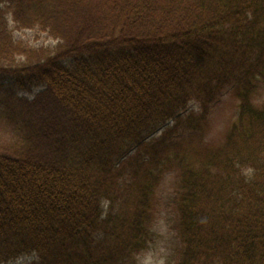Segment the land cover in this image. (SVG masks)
<instances>
[{"label":"trees","instance_id":"16d2710c","mask_svg":"<svg viewBox=\"0 0 264 264\" xmlns=\"http://www.w3.org/2000/svg\"><path fill=\"white\" fill-rule=\"evenodd\" d=\"M161 217L162 264H264V0H0V264H136Z\"/></svg>","mask_w":264,"mask_h":264},{"label":"rangeland","instance_id":"374dc122","mask_svg":"<svg viewBox=\"0 0 264 264\" xmlns=\"http://www.w3.org/2000/svg\"><path fill=\"white\" fill-rule=\"evenodd\" d=\"M17 36H29L33 43L35 44H41V43H53L54 40H52L50 37H47L44 33H36L33 30H27L24 34H22L19 31H16ZM41 86L32 87L31 89H23L20 91V94H23L27 97H31L35 92L38 90H41ZM189 107H195L192 103L189 104ZM233 117V107L231 102L226 103L221 107V111L218 113L216 117L212 119V125L210 126V129L208 131L209 138L216 137V134H219L226 128L227 122H230V120ZM163 126V125H162ZM162 126H159L152 134H155ZM151 134V135H152ZM145 135V134H144ZM135 141L132 142H124L123 146V152H129L135 147ZM167 183L163 184V186H166ZM166 211L161 212L160 215L165 216ZM163 216V217H164ZM168 226L165 225V222L163 221V218L161 217V222L159 223L158 230H157V239L156 244L151 249H148L137 261L136 264H162V261L165 256V251L170 248V245L172 243V231L167 228ZM30 258L29 254H21L18 258H15L14 260H11L9 262L3 263V264H22L26 260Z\"/></svg>","mask_w":264,"mask_h":264}]
</instances>
